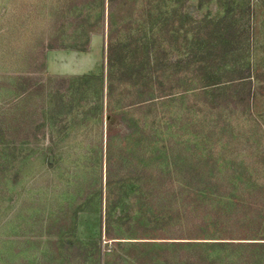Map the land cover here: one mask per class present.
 <instances>
[{
	"label": "rangeland",
	"instance_id": "374dc122",
	"mask_svg": "<svg viewBox=\"0 0 264 264\" xmlns=\"http://www.w3.org/2000/svg\"><path fill=\"white\" fill-rule=\"evenodd\" d=\"M186 185L264 213V0H0V264H264L154 226Z\"/></svg>",
	"mask_w": 264,
	"mask_h": 264
},
{
	"label": "trees",
	"instance_id": "16d2710c",
	"mask_svg": "<svg viewBox=\"0 0 264 264\" xmlns=\"http://www.w3.org/2000/svg\"><path fill=\"white\" fill-rule=\"evenodd\" d=\"M57 46L60 45H52L50 48ZM191 82H188L186 78V84H191ZM157 186L158 184L153 185L154 190H151L152 193L150 192L148 201L153 202L159 198L157 195L160 194L153 196V192H159L155 189ZM253 190L254 187H250L243 198L233 195L220 197L215 195L214 190L186 185L183 190L184 196L181 198V204L178 207L172 205V200H164L165 206L169 203L166 209L164 205L162 206L164 207L163 210H166V215H161V221L155 222L154 226L166 227V232H172L170 234L179 236L169 239L186 240L171 242L177 246L194 248L234 246V244H245L248 247L264 246V242H259V240H264V213L261 214L258 211L253 213L255 209L252 208L253 204L249 202V196ZM151 209L153 210V208ZM154 215H159V213ZM107 236L109 237V234ZM243 240L249 241L244 242ZM202 258L196 259L195 262L187 260L186 264L210 263V261H204Z\"/></svg>",
	"mask_w": 264,
	"mask_h": 264
},
{
	"label": "crops",
	"instance_id": "0c3cea01",
	"mask_svg": "<svg viewBox=\"0 0 264 264\" xmlns=\"http://www.w3.org/2000/svg\"><path fill=\"white\" fill-rule=\"evenodd\" d=\"M103 42L98 35H93L88 44V48H83L88 51L79 50L75 51L62 46L52 47L46 53V70L50 74L60 76H78L82 74H89L99 67V50L98 43ZM99 49V50H97ZM101 57V54H100ZM71 64L73 70H67Z\"/></svg>",
	"mask_w": 264,
	"mask_h": 264
}]
</instances>
